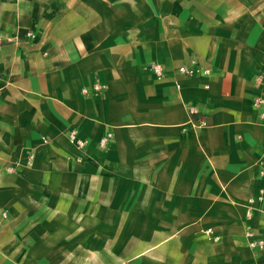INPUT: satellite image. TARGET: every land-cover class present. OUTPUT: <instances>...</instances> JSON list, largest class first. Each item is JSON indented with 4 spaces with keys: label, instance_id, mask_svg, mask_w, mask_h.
I'll return each instance as SVG.
<instances>
[{
    "label": "crops",
    "instance_id": "crops-1",
    "mask_svg": "<svg viewBox=\"0 0 264 264\" xmlns=\"http://www.w3.org/2000/svg\"><path fill=\"white\" fill-rule=\"evenodd\" d=\"M0 35V264H264V0H0Z\"/></svg>",
    "mask_w": 264,
    "mask_h": 264
},
{
    "label": "built area",
    "instance_id": "built-area-1",
    "mask_svg": "<svg viewBox=\"0 0 264 264\" xmlns=\"http://www.w3.org/2000/svg\"><path fill=\"white\" fill-rule=\"evenodd\" d=\"M1 46H2V37L0 35V49H1ZM150 69L154 72L156 76L158 77L163 76L164 66L162 64H153L150 66ZM176 70L178 73L182 75H186V76H191L194 74L208 75L210 73V69L199 65L197 60H195L194 58H191L188 65H180L176 68ZM205 87L207 88L208 84H206ZM92 89L98 90L99 84L98 83L93 84ZM83 91L87 92V89L83 88ZM253 100H254L255 106L259 109L260 118L264 121V96H262L261 94H257L254 96ZM189 111L190 113L197 112V110L192 107L189 109ZM201 123H204V122L201 121ZM68 137L70 141L74 143L75 145H77L78 147H82L86 143L85 140H81L77 137L76 131L73 129L68 132ZM108 137H110V134L102 137L99 141V144L104 145ZM31 158H32V155H29L28 162H30ZM249 201L252 202L251 199ZM246 215H247V218H250L251 216L250 209H248V211L246 212ZM209 231L210 230H207V232ZM244 235L246 237L247 246L249 249L254 250V251H261L264 249V238L257 235L251 227L249 226L246 227ZM253 264H263V263L261 261H255Z\"/></svg>",
    "mask_w": 264,
    "mask_h": 264
}]
</instances>
